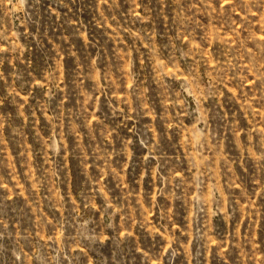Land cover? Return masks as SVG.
Segmentation results:
<instances>
[{
  "label": "rangeland",
  "instance_id": "374dc122",
  "mask_svg": "<svg viewBox=\"0 0 264 264\" xmlns=\"http://www.w3.org/2000/svg\"><path fill=\"white\" fill-rule=\"evenodd\" d=\"M0 264H264V0H0Z\"/></svg>",
  "mask_w": 264,
  "mask_h": 264
}]
</instances>
